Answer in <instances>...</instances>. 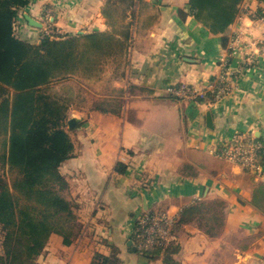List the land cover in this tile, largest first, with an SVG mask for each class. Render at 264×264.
<instances>
[{"label":"crops","instance_id":"0c3cea01","mask_svg":"<svg viewBox=\"0 0 264 264\" xmlns=\"http://www.w3.org/2000/svg\"><path fill=\"white\" fill-rule=\"evenodd\" d=\"M30 1L28 14L41 23L49 15L64 35L111 28L108 0ZM189 1L136 0L127 17L131 43L123 75L102 83L118 107L71 103L67 124L78 119L68 125L74 150L60 171L68 182L64 195L75 206V234L68 245L51 234L41 264H92L96 253L112 264H264V195L257 198L264 174L220 153L238 136L264 142V57L257 53L264 21L255 17L264 15V0H242L220 33L192 14ZM28 26L43 29L40 43L45 24ZM227 72L232 91L211 93L205 103L167 92L177 85L204 88ZM94 77L92 86L100 85ZM194 206L174 226L169 255L141 253L134 238L141 215L162 211L178 222Z\"/></svg>","mask_w":264,"mask_h":264},{"label":"trees","instance_id":"16d2710c","mask_svg":"<svg viewBox=\"0 0 264 264\" xmlns=\"http://www.w3.org/2000/svg\"><path fill=\"white\" fill-rule=\"evenodd\" d=\"M135 1H107L104 14L109 30L45 35L37 44L21 39L15 27L19 13L31 1L0 0V264H41L39 258L53 233L63 235L65 244L71 243L77 217L74 203L64 195L68 182L60 167L73 155L67 125L73 102L54 87L62 84L67 91L63 83L75 75L90 78L105 62L113 61L118 68L128 62L132 23L127 17ZM241 2L190 0L189 5L197 19L220 33L233 23ZM263 195L264 186H260L257 198ZM253 201L257 202L256 195ZM192 209L195 206L175 226ZM135 238L148 258L172 252L170 243L148 248ZM112 262L111 257L96 253L92 264Z\"/></svg>","mask_w":264,"mask_h":264},{"label":"built area","instance_id":"2783aa9c","mask_svg":"<svg viewBox=\"0 0 264 264\" xmlns=\"http://www.w3.org/2000/svg\"><path fill=\"white\" fill-rule=\"evenodd\" d=\"M27 9L21 10L16 18V29L18 27L17 24L20 22L21 18H23L20 16H24L25 13H29L26 11ZM255 17L256 19L264 21V15H255ZM54 29L55 28H52V32L47 31L43 33L42 37L45 35L54 36L57 34ZM258 46V55L264 57V35L259 41ZM230 75V72H227V75L222 74L219 79L208 83L204 88H196L190 85H177L169 86L167 88V92L180 100H188L197 104L205 103L209 99V95L211 93L215 94V98H218L232 91L228 84ZM263 152L264 142L254 136L248 135L246 137L238 136L235 144H227L223 147L220 153L227 160L232 161L233 163L240 165L245 170H249L257 176L262 177L264 174V165L261 158ZM175 221V217L166 212H146L137 220L135 235L141 239L143 247L151 248L156 246H166L174 238L173 231Z\"/></svg>","mask_w":264,"mask_h":264},{"label":"rangeland","instance_id":"374dc122","mask_svg":"<svg viewBox=\"0 0 264 264\" xmlns=\"http://www.w3.org/2000/svg\"><path fill=\"white\" fill-rule=\"evenodd\" d=\"M148 1L155 3V1H152V0H148ZM61 8H62L61 11H68L67 9H65L64 6ZM20 17H23V18H21L20 22L17 24L18 26L16 29L17 35L21 39H24L28 42L33 41L32 43H35V40L39 36V32L40 31L42 32L43 29L38 30L37 28H34L33 30L29 28L28 21H26L25 16H20ZM130 17H134L133 14H131ZM42 21L45 24L44 33L47 31L52 32L53 31L52 28L57 27L54 29L57 32L55 36L64 35L63 33L64 28H61L59 25L55 26V24L52 22V19L51 17H49V15L46 14L45 17H43ZM115 65L116 63L113 61L105 62L103 64V67L97 73L96 77H94L93 79L94 81H100V85L92 86L89 78L82 77L81 75L78 74V75H75L74 78L69 79L63 83V85H66L69 87L67 91L62 89V85H59L58 86L59 93H61L62 95H65V94L69 95L72 98V102H73L72 104L76 107H85V106L88 107V106L95 105L96 107L102 106L104 108L105 107L115 108L116 106H118L117 105V103H119L118 99H116L115 97H112L109 99L105 97L104 96L105 87L102 86V83L108 84L110 82L108 81L109 78H112V80H115L116 79V77L114 78L115 75L118 77H121V75H123L122 69L124 65L120 66V68H118V66H115ZM112 95H114V93ZM107 100H111V101L107 102ZM2 239H3V230H2V227L0 226V251L2 247Z\"/></svg>","mask_w":264,"mask_h":264},{"label":"water","instance_id":"95a60500","mask_svg":"<svg viewBox=\"0 0 264 264\" xmlns=\"http://www.w3.org/2000/svg\"><path fill=\"white\" fill-rule=\"evenodd\" d=\"M25 19L28 21V23L32 26H35V27H42L43 26V23H41L40 21L36 20L35 18H33L31 15H29L28 13H25ZM80 34H84L85 32L84 31H80L79 32ZM207 120H208V125L210 127H212V117L210 114L207 115ZM78 123V119L76 117H73L71 119H69L68 121V125L69 127H73L74 125H76Z\"/></svg>","mask_w":264,"mask_h":264}]
</instances>
